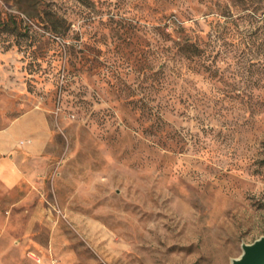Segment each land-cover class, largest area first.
<instances>
[{"label":"rangeland","instance_id":"374dc122","mask_svg":"<svg viewBox=\"0 0 264 264\" xmlns=\"http://www.w3.org/2000/svg\"><path fill=\"white\" fill-rule=\"evenodd\" d=\"M32 108L49 165L0 185V264H231L264 235V0H0V127Z\"/></svg>","mask_w":264,"mask_h":264},{"label":"crops","instance_id":"0c3cea01","mask_svg":"<svg viewBox=\"0 0 264 264\" xmlns=\"http://www.w3.org/2000/svg\"><path fill=\"white\" fill-rule=\"evenodd\" d=\"M46 111L32 108L0 127V185L16 187L49 165L52 131Z\"/></svg>","mask_w":264,"mask_h":264},{"label":"water","instance_id":"95a60500","mask_svg":"<svg viewBox=\"0 0 264 264\" xmlns=\"http://www.w3.org/2000/svg\"><path fill=\"white\" fill-rule=\"evenodd\" d=\"M231 264H264V235L242 244V253Z\"/></svg>","mask_w":264,"mask_h":264},{"label":"trees","instance_id":"16d2710c","mask_svg":"<svg viewBox=\"0 0 264 264\" xmlns=\"http://www.w3.org/2000/svg\"><path fill=\"white\" fill-rule=\"evenodd\" d=\"M239 2V3H238ZM236 1V2H234V4L235 5H240V2L241 1ZM244 8V7H243ZM50 29H52V30H54V31H56V32H60L61 31V25L60 24H58L57 22H55V21H51V22H49V26H48ZM194 45V44H193ZM197 49H199L198 48V45H197Z\"/></svg>","mask_w":264,"mask_h":264}]
</instances>
